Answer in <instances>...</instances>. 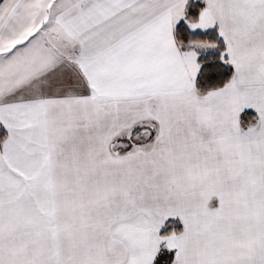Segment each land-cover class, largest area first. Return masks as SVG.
Listing matches in <instances>:
<instances>
[{
  "label": "snow or ice",
  "instance_id": "6c2138e0",
  "mask_svg": "<svg viewBox=\"0 0 264 264\" xmlns=\"http://www.w3.org/2000/svg\"><path fill=\"white\" fill-rule=\"evenodd\" d=\"M0 264H264V0H0Z\"/></svg>",
  "mask_w": 264,
  "mask_h": 264
}]
</instances>
